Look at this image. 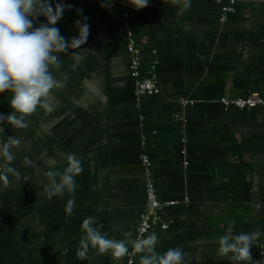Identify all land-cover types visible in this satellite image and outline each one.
<instances>
[{
    "label": "crops",
    "instance_id": "1",
    "mask_svg": "<svg viewBox=\"0 0 264 264\" xmlns=\"http://www.w3.org/2000/svg\"><path fill=\"white\" fill-rule=\"evenodd\" d=\"M63 2L72 7L57 22L61 33L78 35L75 21L87 17L90 35L79 48L58 53L54 112L38 109L23 129L0 123L6 126L0 143L8 136L21 141L10 162L17 171L1 173L0 264H123L126 254L91 246L79 257L81 225L94 216L110 238L133 245L146 209L143 150L154 160L159 196L179 201L166 210L171 227L151 232L157 251L179 246L184 264H233L218 254V238L229 228L233 234L264 231V109H226L221 98L263 91L264 0H237L227 22L220 21L216 0H191L190 7L187 0H150L139 10L129 2L145 66L156 59L160 78L159 92L139 100L122 0ZM42 21L43 15L37 26ZM11 97V91L0 93V113L12 112ZM181 99L189 104L182 107ZM70 153L82 161L78 187L49 198L47 177L36 175L35 166ZM69 199L75 200L71 213ZM263 239L252 241L245 264L261 261Z\"/></svg>",
    "mask_w": 264,
    "mask_h": 264
},
{
    "label": "clouds",
    "instance_id": "2",
    "mask_svg": "<svg viewBox=\"0 0 264 264\" xmlns=\"http://www.w3.org/2000/svg\"><path fill=\"white\" fill-rule=\"evenodd\" d=\"M139 9L150 4V0H130ZM187 0L185 7H190ZM66 5L63 0H57L53 7L52 0H0V93L12 92V112L8 115L0 113V123H9L16 129L28 127L25 117L43 109L47 113L55 111L54 89L58 81L53 67L59 69L62 61L59 52H69L79 48L90 35V25L84 20H77L78 35L66 38L57 22L62 18ZM81 13L83 9L79 10ZM43 15L46 21L38 23ZM20 139L8 136L0 143V168L4 174L15 173L11 165L14 160L13 146L19 145ZM31 163V162H30ZM64 163L62 169L57 165ZM46 167H36V175L47 177L45 191L49 198L62 196L65 192L74 193L78 187L76 177L83 171L82 161L75 153L66 158L49 157ZM74 199L67 202V211L72 212ZM103 225L97 224L96 217H86L81 225L82 238L77 248V255L85 257L89 247H95L99 252L111 251L116 256H122L129 251L128 240L110 238L102 231ZM130 236L131 233H127ZM264 235V231L239 232L233 234L231 228L218 238V254L228 256L233 264H245L251 257L252 241ZM158 236L152 233L142 239L133 240L134 249L143 253L139 256V264H184L185 252L182 247H170L164 252H158L156 243ZM230 254V255H229Z\"/></svg>",
    "mask_w": 264,
    "mask_h": 264
},
{
    "label": "built area",
    "instance_id": "3",
    "mask_svg": "<svg viewBox=\"0 0 264 264\" xmlns=\"http://www.w3.org/2000/svg\"><path fill=\"white\" fill-rule=\"evenodd\" d=\"M130 0H122L123 11V27L126 31L127 37V52L130 55V72L131 76L135 80V96L139 100L143 96H153L156 95L160 90V78L157 70V60L155 59L148 71L144 72L143 61L144 54L143 49L138 41L137 35L131 24L129 12L126 6L129 4ZM220 7L219 19L221 22H227L229 17L236 13L237 11V0H216ZM156 53V50L153 51ZM181 106L185 107L189 104V100L181 99ZM221 102L226 109L236 108V109H250V108H263L264 109V86L262 92H254L244 97H222ZM1 112V109H0ZM176 119L184 121V115L181 112L174 114ZM1 131L6 130L5 125L0 126ZM154 133L156 131H153ZM147 137H143L141 144L142 147L147 146ZM186 138L183 142H186ZM182 154L186 155V149L181 151ZM140 161L145 172V197H146V209L140 214L135 239L144 238L151 234L152 230L160 229L166 231L171 227L172 221L166 219V210L170 206L177 205L178 200H163L157 191V183L154 177L155 163L149 152L143 150L140 154ZM189 162L185 161V165ZM1 173L2 168H0V197L3 192V186L1 183ZM188 198L185 199L187 202ZM259 256L261 261L258 264H264V239L259 248ZM143 253L137 252L132 245L129 248L128 253H126V258L123 264H135V259L138 255Z\"/></svg>",
    "mask_w": 264,
    "mask_h": 264
},
{
    "label": "trees",
    "instance_id": "4",
    "mask_svg": "<svg viewBox=\"0 0 264 264\" xmlns=\"http://www.w3.org/2000/svg\"><path fill=\"white\" fill-rule=\"evenodd\" d=\"M56 2H57V0H52L53 7L55 6V3H56ZM152 52H153V51H152ZM153 61H154V59H153L152 61H150L149 66H145V61H143V69H144V72H145V71H148V70L150 69V67H151V65H152V63H153ZM1 112H2V109H1ZM146 148H147V147H146ZM147 151L149 152V154H151L149 150H147Z\"/></svg>",
    "mask_w": 264,
    "mask_h": 264
}]
</instances>
